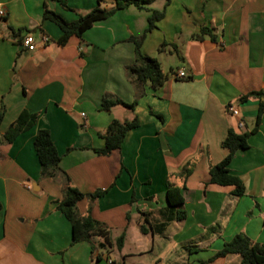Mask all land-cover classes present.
<instances>
[{
	"label": "crops",
	"instance_id": "crops-1",
	"mask_svg": "<svg viewBox=\"0 0 264 264\" xmlns=\"http://www.w3.org/2000/svg\"><path fill=\"white\" fill-rule=\"evenodd\" d=\"M0 5L5 13L0 17L1 133L21 110L38 114L12 143L0 140V264H97L90 243L71 242L70 223L57 209L66 186L85 194L105 191L81 199L77 212L100 222L111 244L124 233L120 251L95 250L116 264L129 258H137L131 264H239L237 254L213 256L238 233L264 243V112L247 148L237 150L227 166L241 180L243 194L234 196L233 187L210 183L208 176L209 167L228 153L221 145L227 130L249 131L258 113L257 99L239 97L264 91V0L129 5L64 45L58 44L60 29L43 19L45 7L70 22L97 0H0ZM149 10L164 15L140 50L158 60L166 79L156 89L145 86L132 110L121 105L102 110L106 93L128 104L135 100L124 67L134 62L130 37L143 34ZM25 33L33 34L35 50L21 45ZM180 69L184 78L176 76ZM132 116L139 126L126 133L121 147L97 154L94 148L103 146L100 134L111 120ZM42 128L50 133L67 181L40 176L33 141ZM169 185L180 188L185 219L157 233L167 216ZM144 219L156 232L139 231Z\"/></svg>",
	"mask_w": 264,
	"mask_h": 264
},
{
	"label": "trees",
	"instance_id": "trees-1",
	"mask_svg": "<svg viewBox=\"0 0 264 264\" xmlns=\"http://www.w3.org/2000/svg\"><path fill=\"white\" fill-rule=\"evenodd\" d=\"M106 1L109 6H106ZM153 0H97V5L85 14H80L74 21H66L52 9L45 7L42 17L44 20H49L54 23L61 31V36L58 39V44L64 45L71 36L82 38V34L89 29L95 22L104 20L116 11L122 10L129 5H135L138 8L147 9V5ZM61 6L70 10L64 2ZM150 14L147 18V26L140 36L130 37V41L134 45V62L131 65L124 67L126 79L131 83L135 92V100L128 104L119 97L112 94H104L101 97L100 108L109 111L112 107L121 105L132 110L139 97L145 94V86H150L152 89L160 87L166 76L162 73L158 60L141 52V44L147 33L151 32L156 27V23L163 17L164 11L149 10ZM5 14V13H4ZM3 14V18H4ZM209 32L206 28H201V33ZM163 44L158 47L161 51ZM253 97L259 101L258 113L254 119L253 126L249 131H241L235 127H230L223 139L221 145L226 148L228 153L219 163L211 165L208 169L209 182L233 187L232 194L241 196L244 192V187L241 180L232 175L228 171V164L233 158L237 150L247 148V138L254 133L261 120V114L264 112V91H250L239 97L240 101ZM5 107L2 104L0 107V140L6 144L12 143L17 136L31 128L38 117L36 112H29L26 109L20 111L16 119L1 133V123ZM139 126V121L136 116L124 118L122 120L112 119L107 128L100 136L103 138L104 144L100 148H94V151L99 155H108L113 150L121 147V143L126 133ZM33 147L37 155L40 176L51 180L57 177H63L68 180L66 173L59 168L60 156L57 153L56 147L51 139L47 129H39L33 141ZM186 172L182 173L183 175ZM104 190H97L93 193H82L77 188L66 186L60 199L57 209L69 221L71 226V242L76 243L86 241L91 245V258L99 260L102 258V253L95 254L97 249H108L115 247L120 251L123 246L124 233H121L111 244L108 241V230L97 220L90 215L81 216L77 212V203L84 197L96 199L104 194ZM167 205L165 211L167 216L159 223L157 233H162L169 222H182L185 219V210L183 208V197L180 188L169 185L166 191ZM1 211V204H0ZM139 231L142 234L156 232L152 223L148 219H144L139 223ZM94 238L100 239L94 242ZM95 254V255H94ZM229 254H237L239 256V264H264V243H256L248 238L243 233L236 234L231 240L224 242L222 248L217 251L213 258L223 257ZM110 264H116L112 261ZM186 264V263H181Z\"/></svg>",
	"mask_w": 264,
	"mask_h": 264
},
{
	"label": "built area",
	"instance_id": "built-area-1",
	"mask_svg": "<svg viewBox=\"0 0 264 264\" xmlns=\"http://www.w3.org/2000/svg\"><path fill=\"white\" fill-rule=\"evenodd\" d=\"M4 14V9L3 7L0 5V17H2ZM48 41V38L46 36L41 37V42L42 43H46ZM21 45L23 47H25V49L27 51H33L36 49V43H35V39L32 33H25L22 38H21ZM176 76L179 78H184L185 77V71L183 69H180L176 72ZM228 111L233 114V115H237L238 114V110L232 106L228 107ZM108 264H110L112 262V260L110 258L107 259Z\"/></svg>",
	"mask_w": 264,
	"mask_h": 264
},
{
	"label": "water",
	"instance_id": "water-1",
	"mask_svg": "<svg viewBox=\"0 0 264 264\" xmlns=\"http://www.w3.org/2000/svg\"><path fill=\"white\" fill-rule=\"evenodd\" d=\"M50 7L52 8V6L50 5ZM97 264H108L107 262V258H101L99 260H96Z\"/></svg>",
	"mask_w": 264,
	"mask_h": 264
},
{
	"label": "rangeland",
	"instance_id": "rangeland-1",
	"mask_svg": "<svg viewBox=\"0 0 264 264\" xmlns=\"http://www.w3.org/2000/svg\"><path fill=\"white\" fill-rule=\"evenodd\" d=\"M134 237H135V236H134ZM133 241H135V238L133 239ZM135 259H137V258H135ZM135 259H131V258H129V259H127V261H125V264H131L132 261L135 260Z\"/></svg>",
	"mask_w": 264,
	"mask_h": 264
}]
</instances>
